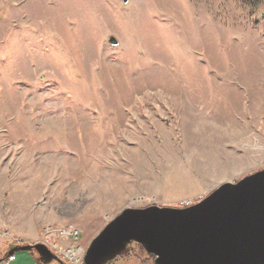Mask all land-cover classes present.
<instances>
[{"label": "rangeland", "instance_id": "374dc122", "mask_svg": "<svg viewBox=\"0 0 264 264\" xmlns=\"http://www.w3.org/2000/svg\"><path fill=\"white\" fill-rule=\"evenodd\" d=\"M262 168L264 0H0V259Z\"/></svg>", "mask_w": 264, "mask_h": 264}, {"label": "water", "instance_id": "95a60500", "mask_svg": "<svg viewBox=\"0 0 264 264\" xmlns=\"http://www.w3.org/2000/svg\"><path fill=\"white\" fill-rule=\"evenodd\" d=\"M132 243L154 255V264H264V168L189 206L123 208L89 242L84 264H109ZM17 251L65 264L43 243L15 245L7 255Z\"/></svg>", "mask_w": 264, "mask_h": 264}, {"label": "built area", "instance_id": "2783aa9c", "mask_svg": "<svg viewBox=\"0 0 264 264\" xmlns=\"http://www.w3.org/2000/svg\"><path fill=\"white\" fill-rule=\"evenodd\" d=\"M191 202H183L179 207L192 205ZM56 236V237H55ZM80 233L73 227L45 230L38 243L45 244L53 253H55L65 264H84V257L87 247L78 243ZM64 241V242H63ZM22 241L13 238L11 245H20ZM16 259V255L10 254L3 259L4 264H10ZM59 264H61L58 261Z\"/></svg>", "mask_w": 264, "mask_h": 264}, {"label": "crops", "instance_id": "0c3cea01", "mask_svg": "<svg viewBox=\"0 0 264 264\" xmlns=\"http://www.w3.org/2000/svg\"><path fill=\"white\" fill-rule=\"evenodd\" d=\"M10 247H13V245L9 244V245L7 246V248H10ZM144 259H145V258H144ZM142 260H143V259H142ZM15 261H17V258H16L14 261H12L10 264H12V263L15 262ZM23 263H28V264L30 263V264H31L32 262H30V260H27V262H23V261H22V264H23ZM36 263H37V264H41L37 259H36ZM140 263H141V262H140ZM144 263H145V264H148V260H144ZM15 264H18V263L15 262ZM32 264H33V263H32ZM123 264H137V262H136L132 257H128V258L125 259V261L123 262Z\"/></svg>", "mask_w": 264, "mask_h": 264}, {"label": "trees", "instance_id": "16d2710c", "mask_svg": "<svg viewBox=\"0 0 264 264\" xmlns=\"http://www.w3.org/2000/svg\"><path fill=\"white\" fill-rule=\"evenodd\" d=\"M132 244H138V243H132ZM132 244L128 247V249L122 254V255H120V257H124V256H130L131 255V249H132ZM139 246H140V248L145 252V253H147L146 252V250L143 248V246L141 245V244H138ZM7 253H8V251H7ZM7 253H6V255H7ZM148 254V253H147ZM148 255H150L153 259H154V255H151V254H148ZM119 257V256H118ZM117 257V258H118ZM117 258H115L114 260H116ZM113 260V261H114ZM142 262V261H141ZM112 263V261L109 263V264H111ZM42 264V263H41Z\"/></svg>", "mask_w": 264, "mask_h": 264}, {"label": "bare ground", "instance_id": "6f19581e", "mask_svg": "<svg viewBox=\"0 0 264 264\" xmlns=\"http://www.w3.org/2000/svg\"><path fill=\"white\" fill-rule=\"evenodd\" d=\"M103 187V186H102Z\"/></svg>", "mask_w": 264, "mask_h": 264}]
</instances>
